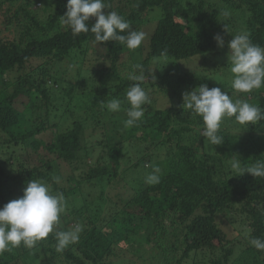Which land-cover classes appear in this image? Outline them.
I'll list each match as a JSON object with an SVG mask.
<instances>
[{
    "label": "trees",
    "instance_id": "obj_1",
    "mask_svg": "<svg viewBox=\"0 0 264 264\" xmlns=\"http://www.w3.org/2000/svg\"><path fill=\"white\" fill-rule=\"evenodd\" d=\"M51 3L53 9L41 15L42 0H0V33L13 34L0 37V207L22 196L32 179L49 184L54 193L63 192L67 204L84 184L89 190L97 186L99 195L90 201L83 195L93 220L81 218L80 208L61 215L63 230L69 223L88 222L77 243L57 252L50 234L33 249L21 245L3 252L0 264H108L104 258L114 254L116 245L122 253L139 251L133 250L130 234L140 237L141 246L153 243L155 264L189 259L197 264H264V251L248 243L251 237L264 238V177L233 176L230 168L237 155L244 164L264 159V120L247 126L227 118L219 132L223 143L212 145L200 135L202 118L182 107L185 90L206 84L264 108V87L238 93L222 76L230 72L231 35L247 31L253 43L264 46V0H106L104 11L119 12L133 30L143 27L144 42L135 50L118 42H96L90 31L74 36L60 24L67 0ZM224 10L231 13L227 19ZM217 33L224 37L223 48L213 39ZM76 51L94 54L96 68L92 64L87 70L101 84L86 87L87 93H104L106 84L111 88L92 102L88 113L86 107L65 109V94L59 104L51 98L57 88L68 90L62 75L69 76V58ZM133 65L146 70L142 86L150 103L143 106V119L125 129L129 105L124 94L133 83L126 75ZM80 81L85 85L89 79ZM84 85L79 83V91ZM152 88L159 98L151 95ZM112 98L121 100L119 111L101 106ZM58 109L59 120L71 122L53 133L59 124L50 115L56 117ZM48 130L52 135L45 137ZM154 167L161 169V182L148 185L145 177ZM62 168L75 184L55 182ZM120 179L129 182L130 191L116 195L109 206L103 188ZM231 210L239 214L236 222L243 227L238 231L222 226V217ZM100 213L104 216L98 220Z\"/></svg>",
    "mask_w": 264,
    "mask_h": 264
},
{
    "label": "clouds",
    "instance_id": "obj_2",
    "mask_svg": "<svg viewBox=\"0 0 264 264\" xmlns=\"http://www.w3.org/2000/svg\"><path fill=\"white\" fill-rule=\"evenodd\" d=\"M66 12L61 16L60 24L67 27L72 34L91 32L96 42H118L129 50H135L145 39V33L133 30L123 15L109 8L106 0H67ZM230 11L224 10L222 17L229 18ZM94 18V22H90ZM226 33L228 26L223 25ZM228 41V64L232 74L231 88L238 93H251L264 87V46L253 43L250 33L241 31L231 35ZM217 46L223 48L224 37L217 33L213 36ZM165 64L167 58L164 57ZM145 69L141 65H133L127 72L126 79L133 83L125 92V100L129 107L126 109L125 129L131 128L143 119L144 105L150 103L148 92L142 86L146 79ZM155 79V76L152 77ZM184 110H188L202 118V137L207 138L212 145H220L224 138L219 135L221 125L227 118H234L240 125L255 124L264 120V108L253 104L247 99L233 98L229 92L220 87L209 88L201 84L192 90L182 93ZM101 106L108 111H119L122 102L112 98ZM230 168L233 176L249 173L254 177H264V159L254 163L244 164L239 155L232 158ZM56 183L59 177H54ZM148 185L161 182V169L154 167L145 177ZM66 211V199L63 192H53L50 185L39 180H30L23 189V195L10 200L0 207V254L23 245L28 249L36 247L37 242L54 235L57 252H63L69 245L79 241L84 225L77 222L63 230L61 215ZM250 246L264 251V238L251 237Z\"/></svg>",
    "mask_w": 264,
    "mask_h": 264
},
{
    "label": "rangeland",
    "instance_id": "obj_3",
    "mask_svg": "<svg viewBox=\"0 0 264 264\" xmlns=\"http://www.w3.org/2000/svg\"><path fill=\"white\" fill-rule=\"evenodd\" d=\"M42 3H43V6L41 9H39V11L41 12V15H44L48 11H51L53 9L51 0H42ZM145 17H146V14L141 16V20L139 22L140 25L143 24V20ZM1 23H2V16H0V29H2ZM135 27L137 28L136 30L143 31L142 26H135ZM5 36H8V37L11 36L12 37L13 34L10 31H3L0 33V37H5ZM143 42H144V40H143ZM101 51H103V49H101ZM93 55L94 54L91 51L86 53V54H83L81 51H76L70 55L69 60L73 65L71 66V68L67 67V70L70 71L69 76L67 74L62 75L63 78L70 80V82H67V80H66L63 83V86H67L68 90L64 91V93H63V90L57 88L56 90L51 92V95H52L51 98H53L55 104H59L60 100H62V99H60L61 95L65 94L64 95L65 100H64V103H62L65 109H68V107H71V109H74V111L76 112L78 109H82V107L83 108L86 107L85 112L88 113L89 111L92 112V110L94 109V105L92 104V102L98 101L100 99V96H103V95L106 96V94L111 91V88L110 87L108 88L109 84H106V86H104V93H100V94L96 93V94H91V95H89V93H87L88 89H86V87L89 88V87H93V86H99L101 84L99 81H96V78H94L92 72L90 70H87L88 67H90L92 64L96 63ZM99 58L101 61V57H99ZM185 62L186 61H184L183 63H185ZM102 65H108V64L103 63ZM102 65L99 64V66H102ZM128 65H131V64H128ZM61 66L65 67L66 62L61 63ZM95 66H96V64H94V67ZM79 71H81V72H80V74L77 75V73H79ZM222 76L224 77V79L229 84L231 83V80L233 77L229 71L228 72L226 71L225 74H223ZM84 77L86 78V81L89 79V81H87L88 83L85 84L86 86L84 85V82L80 81L81 78H84ZM145 81H147V78ZM79 83H80V85L85 86V88L83 89L84 91H79V89L77 87L79 85ZM88 84H90V85H88ZM56 92H59V94H57ZM150 93L154 97V99L159 98L158 97L159 94L157 92H154L153 88H152ZM66 96H68L69 98H67ZM161 99H163V98H161ZM103 101L106 103L108 101V99H106V101L105 100H103ZM68 103H70V104H68ZM73 106H75V108H73ZM158 106H161V104ZM57 112H58V115H56V117H54V118H52V114L50 115V118L52 119V121L58 122V124H59L58 128H56V127H54V129L52 128L53 133H56L57 130L60 131L61 129L65 128L66 126H70V122H71L69 120L68 121L59 120L60 109H58ZM52 132H51V130H48V131H46L44 136L50 137L52 135ZM46 139H48V138H46ZM151 151H153L154 153L155 152L157 153V150L151 149ZM133 158H135V156H133ZM135 159H134V161H135ZM55 173H56V171H55ZM57 174H59L61 176L60 182L58 183L59 185L66 186V184L68 183V185L71 186L72 184H75L74 176L68 175V171L66 168H62L61 170H58ZM128 183L129 182L125 181V179L124 180L120 179L117 181L110 182L109 184H106L104 186L103 197L106 199V202L109 206H110L109 203H113L117 200L115 198L116 195L128 194V192L130 191V186L128 185ZM87 191L88 192L90 191L89 192L90 194H88ZM98 193H99V188L97 186L93 187L92 190H89L87 188L86 184H84L82 187H78L77 189H74V195L71 194V195H69V198H68V200H72V201H70L69 204L66 203V211L65 212L69 213L70 211H72L73 208H78V209L80 208L81 209V211H80L81 218H83V216H86V217L93 220L94 218L92 216L90 209L85 206L87 204V202L84 205L83 195H84V198L86 200L88 199V201H90L91 199H93V200L96 199V197L99 195ZM73 198H77L76 202L73 201ZM113 198L115 201H113ZM81 204H82V206H80ZM108 205H106L104 212L109 207ZM70 216H71V214H70ZM101 216L103 217L104 213H100V216H98L97 219L101 220V218H102ZM238 218H239V214H236L234 212V210H231L230 212L225 213L224 216L222 217V220H224V223L222 226H225L226 230L229 232L233 231L232 228H235V230L238 231V229L243 227V226H240L236 222V221H239ZM69 224H70L69 226L73 225L72 223H69ZM83 224L85 226H88V222L86 221V219L83 220ZM166 224L168 226H170L168 222H166ZM130 236L133 239V245H132L133 250L139 249V251L138 252L128 251L127 253H122V251H120L121 250L120 248H122V247L120 245H118L119 247L116 245L114 254L111 255L110 257L104 258L105 261L108 264H118L117 261L120 262L121 264H155L156 259H154L150 255L151 253L153 254L156 251V248L152 247L153 243L149 244L147 246H145V245L141 246L139 236H137L136 234H130ZM156 252H158V251H156ZM165 253H163V255L167 256ZM194 259H195V257H194ZM158 260L162 261V262L165 261V260H162V258H159ZM196 262L197 261L194 260L191 263L190 259H189L188 261L185 260L184 264H197Z\"/></svg>",
    "mask_w": 264,
    "mask_h": 264
}]
</instances>
